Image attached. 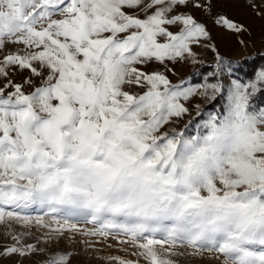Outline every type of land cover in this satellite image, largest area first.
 I'll return each instance as SVG.
<instances>
[{"label": "rangeland", "instance_id": "rangeland-1", "mask_svg": "<svg viewBox=\"0 0 264 264\" xmlns=\"http://www.w3.org/2000/svg\"><path fill=\"white\" fill-rule=\"evenodd\" d=\"M259 55L264 0H0V264H264Z\"/></svg>", "mask_w": 264, "mask_h": 264}, {"label": "trees", "instance_id": "trees-1", "mask_svg": "<svg viewBox=\"0 0 264 264\" xmlns=\"http://www.w3.org/2000/svg\"><path fill=\"white\" fill-rule=\"evenodd\" d=\"M264 70V55L255 56L253 58L245 59L236 69L237 79L240 82L246 83L247 79L255 80L258 71ZM214 71V66H206L202 68L198 73L190 77L191 85H202L204 78ZM216 78V77H215ZM259 90L256 93L249 92L248 108L251 112L259 114L261 110H264V82L259 83ZM224 99L223 97L216 98L207 108L211 111L223 112ZM198 122V119L195 120Z\"/></svg>", "mask_w": 264, "mask_h": 264}, {"label": "water", "instance_id": "water-1", "mask_svg": "<svg viewBox=\"0 0 264 264\" xmlns=\"http://www.w3.org/2000/svg\"><path fill=\"white\" fill-rule=\"evenodd\" d=\"M86 89L87 91H89L90 93H93L96 91V87L93 83L92 80H88L87 83H86Z\"/></svg>", "mask_w": 264, "mask_h": 264}]
</instances>
